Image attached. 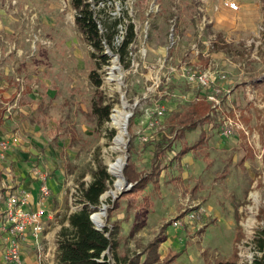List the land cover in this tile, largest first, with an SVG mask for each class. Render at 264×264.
Segmentation results:
<instances>
[{"label": "rangeland", "instance_id": "rangeland-1", "mask_svg": "<svg viewBox=\"0 0 264 264\" xmlns=\"http://www.w3.org/2000/svg\"><path fill=\"white\" fill-rule=\"evenodd\" d=\"M219 1L92 0L100 33L117 31L113 50L104 45L109 64L96 72L102 81L96 89L89 74L97 60L74 23L70 0H0V195L9 181L16 186L7 194H17L15 188L27 180L39 190L40 177H46L51 210L56 211L45 221V232H51L54 224L62 226L68 214L81 209L79 184L90 183V172L100 161L113 181L93 212H103L95 220L104 227H118L116 257L131 263L148 241L161 242L168 232L166 245L171 247L166 253L180 255L173 264H217L234 260V255L236 264L264 259L257 244L264 232L259 214L264 209V0H238L242 11L229 13L222 7L228 14L216 15ZM198 7L210 21L200 39ZM173 17L180 42L167 51ZM129 25L135 40L121 60L117 50ZM194 43L210 50L226 82L218 80L221 86L211 90L220 104L202 129L203 145L177 161L174 155L180 148L193 147L201 135L195 128L180 137V115L196 103L194 98L204 99L210 92L182 77L195 69ZM200 60L198 65L205 67L207 61ZM121 102L130 118L126 147L116 153L110 147L118 131L110 116L98 124L92 105H110L111 115ZM230 123L231 134L225 135ZM111 130L115 134L109 138ZM161 135L172 142V153L162 159L159 189L148 184L132 205L117 199L129 189L124 182L111 195L116 178L109 165L130 157L137 172L148 173L153 143ZM46 148L49 152L44 153ZM114 201L116 209L109 217ZM194 211L201 213L200 220L186 221L183 212ZM176 221L180 225L173 228ZM4 232L9 245L19 243L27 264H51V237L27 244ZM1 256L0 264H12L0 251Z\"/></svg>", "mask_w": 264, "mask_h": 264}, {"label": "trees", "instance_id": "trees-1", "mask_svg": "<svg viewBox=\"0 0 264 264\" xmlns=\"http://www.w3.org/2000/svg\"><path fill=\"white\" fill-rule=\"evenodd\" d=\"M92 0H70V5L76 12L74 23L81 33L84 42L93 49L91 53L92 58L95 61V70L89 74V81L96 89L100 88L102 81L97 75V71L104 65L109 64V58L104 54V45L106 44L111 50H113V40L117 31L115 28L106 35H102L98 28V23L94 18L93 11L91 10ZM97 3L104 0H95ZM108 1V0H106ZM135 40V33L132 25L126 29L123 39L120 43V47L117 53L122 60L127 56L128 47L133 44ZM128 64L125 65V68ZM110 105H104L98 107L95 103L92 105V112L96 115L98 124H103L109 121ZM211 104L200 100L196 103H192L186 110L180 115V125L177 132L180 137L184 136V132L200 128L201 135L198 142L193 147H182L179 152L174 155V159L181 161L188 152L197 149L203 145L205 133L202 130L205 125L211 121ZM176 117L178 115H175ZM2 125L1 112H0V126ZM131 123H129V126ZM115 132L111 130L108 137L112 138ZM167 136H161L160 139H156L154 149L152 152V158L150 161V171L137 172L134 163L130 157L126 160L122 173L124 179L131 185L130 188L120 194L117 199L125 198L131 205L136 202V198L140 193L144 191L148 184H150L155 190L159 189V178L163 170L161 168L162 159L169 156L172 153V142ZM144 146H149L145 144ZM92 180L90 183H80L78 190V204L81 205L79 211L68 214L63 222L58 234L57 250L55 256L56 264H107L105 262H99L102 253L109 248L113 253V258L118 264H173L180 256L177 253L169 252L162 259L160 258L159 246L160 241L154 240L149 243L145 249V258L139 263L138 258L135 261H130L126 258L118 259L114 254L117 247V243L113 242V236L116 234V227L111 230L105 228L103 231H97L93 228V225L89 219L90 214L96 209L100 202V196L103 195L108 187L112 184V178L106 172V167L100 161H96V168L90 172ZM146 203V201H145ZM116 209L115 201L112 204V208L108 210V216L113 210ZM260 218L264 217V209L259 211ZM259 216V215H258ZM67 223L68 227L63 224ZM107 234V235H106ZM260 237L257 240L258 249L264 254V232H261ZM234 260L218 262L217 264H236L237 257L233 256ZM254 264H264V259L254 260Z\"/></svg>", "mask_w": 264, "mask_h": 264}, {"label": "built area", "instance_id": "built-area-1", "mask_svg": "<svg viewBox=\"0 0 264 264\" xmlns=\"http://www.w3.org/2000/svg\"><path fill=\"white\" fill-rule=\"evenodd\" d=\"M222 2L229 10L233 12H239L241 9V5L237 0H223ZM196 15L198 19L200 18L201 27L199 28V34L197 35V38L200 39L203 28H205L206 25L210 24V21L206 19L204 10L200 7L197 8ZM170 24V29L167 35V51L176 49L180 42V36L177 32L176 17L172 18ZM123 36L124 35L121 36V41L123 39ZM198 43H194L190 47L191 52L195 57V69L190 71V73H188L187 75L183 73L182 77L188 83L195 85L197 88L210 91L207 92V95L204 99L194 98V101L198 102L200 100H204L205 102L210 103L211 109H213L219 106L220 100L215 96V93H211V90L213 88L221 86V82H219L218 80H222L223 83L226 82L224 81L225 76L222 71L218 69L217 65L211 58L210 50H200L198 47ZM203 44L206 45L205 43ZM200 58L207 61V65L203 68L198 65L201 62ZM253 94L254 92H251L250 96L253 97ZM158 114L161 115L160 112ZM235 118H238V116L235 115ZM235 126L237 125L235 124ZM231 131L232 125L230 123L226 125L224 134L230 135ZM12 142L17 143L18 139L12 137ZM40 180L42 185L39 188L36 205L33 203L31 196L25 192L6 195L3 193L0 195L5 204L2 214H0V219H4V221H0V230L4 229L2 231L6 230L12 235L19 237L23 241L31 240L35 244H37L38 240L42 236V233L44 232V221L49 214L47 213L46 209V201L50 196V188L47 184L46 177L41 176ZM130 186L131 185H129L128 187L130 188ZM34 206H36V208H33ZM195 212L197 211L191 213L183 212L184 219L191 223L199 221L201 218V213ZM95 214L96 213L92 212L89 216L93 228L97 231H103L105 228L111 230L110 227H104L103 223L101 224L102 221L98 222V220H95L93 218ZM179 225L180 222L178 221L172 223L173 228H177ZM3 244H8V246L3 245L2 247V252L3 256H5V259H8L12 264H23L19 243L13 241L10 242L9 245V242H7L6 238H4ZM97 261L105 262L107 264H118L114 260L113 253L109 248H107L102 253L101 258Z\"/></svg>", "mask_w": 264, "mask_h": 264}, {"label": "crops", "instance_id": "crops-1", "mask_svg": "<svg viewBox=\"0 0 264 264\" xmlns=\"http://www.w3.org/2000/svg\"><path fill=\"white\" fill-rule=\"evenodd\" d=\"M238 1V0H237ZM239 2V4L241 5V9H240V11H242L243 10V8H242V4L240 3V1H238ZM217 7H219V12L216 14V15H218V14H220V12L221 11H223V10H221V8L222 7H224V8H226L227 9V11L229 12V13H238V12H233V11H231V10H229L227 7H225V5L223 4V2L222 1H219L218 2V4L216 5ZM239 11V12H240ZM222 13H224V14H228L227 12H225V10L222 12ZM215 15V16H216ZM258 77H259V75H258ZM257 77V78H258ZM256 80V79H255ZM256 82H259V80H256ZM234 86V85H233ZM246 87H250V86H248V85H246ZM251 92H253V91H248V94L250 95V93ZM1 115H2V113H1ZM2 120V119H1ZM162 136V135H161ZM25 147L24 148H22V149H25L26 147H27V144L26 143H24L23 144ZM39 151V150H38ZM32 152H35V154L37 155V154H39V153H36V151L35 150H32ZM46 152H49L48 151V149L46 148L45 149V152L44 153H46ZM38 156V155H37ZM4 184H9V185H7V187L5 186V187H3V190L5 191L4 192V194L6 195L7 193H11L10 192V190H11V188H12V186L14 187V186H16V183H12L11 181H9L8 183H4ZM17 190H19V192L21 193V192H23V191H25V193H28L30 196H31V198H32V201H33V203L36 205V201H37V197H38V194H39V190H37V187H35L34 185H32V182H29L28 180L27 181H25L20 187H17V188H15V190H14V192L15 191H17ZM8 191V192H7ZM3 194V193H2ZM4 200L0 197V214H2V211H3V209H4ZM33 208H36V206H34ZM46 209H47V213H49L48 214V216L45 218V221L47 220V219H49L50 217H51V214H53L54 212H56V211H53V210H51V197L49 198V199H47V201H46ZM45 221H44V223H45ZM65 227H68V224L67 223H64L63 224ZM113 227H111V229H112ZM45 229H46V227H45ZM44 229V233L45 234H42V239H41V241H45V240H50V237H51V251H52V254H51V264H55V250H56V248H57V241H58V234H59V231H60V229H61V226L60 225H55L54 224V226L53 227H51V232H45L46 230ZM121 229H122V227H121ZM116 231H117V235L115 236H113V242L114 243H117V247H118V242H119V238H120V236H119V230H118V227H116ZM176 232V231H175ZM174 232V233H175ZM168 232H166L165 234H163L164 236H165V239H163L162 241H161V243H160V246H159V253H160V258L162 259L167 253V248H170L171 247V245H170V243H169V247L166 245L168 242H169V240H168V234H167ZM173 233V234H174ZM5 236H6V234H5V232L4 231H2V230H0V251L2 252V247H3V241H4V238H5ZM155 240V239H154ZM154 240H150V241H148L146 244H145V246L147 247V245L149 244V243H151V242H153ZM26 243L28 244V243H33L31 240H27L26 241ZM35 244V243H34ZM117 247H116V249H117ZM146 247H145V249H146ZM115 249V250H116ZM145 251V250H144ZM23 257V256H22ZM118 258V257H117ZM123 258H125V257H123ZM144 258H145V252H142L141 253V256H139L138 257V261H139V263H141L143 260H144ZM1 259H2V256H1V258H0V261H1ZM118 259H120V258H118ZM122 259V258H121ZM179 258H177V260H178ZM23 264H27L26 263V261H25V258H23ZM35 262H36V259H35Z\"/></svg>", "mask_w": 264, "mask_h": 264}, {"label": "bare ground", "instance_id": "bare-ground-1", "mask_svg": "<svg viewBox=\"0 0 264 264\" xmlns=\"http://www.w3.org/2000/svg\"><path fill=\"white\" fill-rule=\"evenodd\" d=\"M127 105L125 102H121L119 107H116L113 110V113L110 115V123L111 126L114 127L118 134L113 140V146L110 147V151L116 153H122L124 148L126 147L125 137L128 121L130 118V113L126 111ZM124 161L121 157L117 158L116 161L109 165V171L112 175L115 176L116 182L114 184L115 191L111 192V195H115L118 191L121 190L122 185H124V181L122 179V169H123ZM100 211L96 213L93 218L103 217V212Z\"/></svg>", "mask_w": 264, "mask_h": 264}, {"label": "water", "instance_id": "water-1", "mask_svg": "<svg viewBox=\"0 0 264 264\" xmlns=\"http://www.w3.org/2000/svg\"><path fill=\"white\" fill-rule=\"evenodd\" d=\"M126 165V163L124 162V166ZM123 179V181H124V183H125V187L127 188L130 184L126 181V180H124V178H122ZM121 194V193H120Z\"/></svg>", "mask_w": 264, "mask_h": 264}]
</instances>
